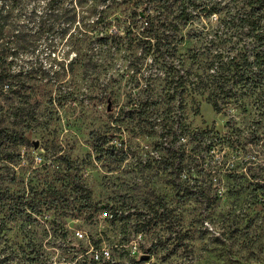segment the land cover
Masks as SVG:
<instances>
[{"label": "rangeland", "instance_id": "obj_1", "mask_svg": "<svg viewBox=\"0 0 264 264\" xmlns=\"http://www.w3.org/2000/svg\"><path fill=\"white\" fill-rule=\"evenodd\" d=\"M246 1L13 2L5 40L22 24L34 36L11 39L12 68L55 76L3 116L29 142L0 145V264H264V94L216 110L190 82L251 45Z\"/></svg>", "mask_w": 264, "mask_h": 264}, {"label": "trees", "instance_id": "obj_2", "mask_svg": "<svg viewBox=\"0 0 264 264\" xmlns=\"http://www.w3.org/2000/svg\"><path fill=\"white\" fill-rule=\"evenodd\" d=\"M15 1L8 2L7 0L8 3L0 7V145L3 144L1 146L2 151L11 148V145H22L23 147L29 142L25 135L26 132L17 128L16 125H20L19 122H15L13 129L2 124L3 116L9 113L8 111L13 107L14 98L22 96L25 101H29L36 95H45L44 93H48V85L55 76L52 65L48 68L43 66L40 68L33 66L30 68L20 67L18 70L12 68L11 61L8 60L11 52V39L12 42L24 44L29 42L31 36H34V34H30L27 24H22L20 29L9 35L10 40H5L8 28L11 26L10 18L15 4L13 2ZM164 6H166L165 3ZM161 7L163 8L162 4ZM43 13H46V15L40 16L41 28L34 32L35 35L42 34V23H47L52 11ZM237 13L241 26L247 32V35L251 37V45L237 50V52L227 56L226 60L221 58V55L208 57L203 72L201 74L197 73L196 79L190 81L195 85L194 89L197 88L202 94H206L207 100L213 104L216 110H221L222 104L229 102L239 93H255L256 87L259 89L258 93L264 94V0H247ZM147 23L153 28L154 22L151 16H149ZM45 29L50 33L54 30V26L48 25ZM204 53L198 51L194 54V57L198 59ZM184 78V75H182V86L189 81L188 78ZM106 101L107 103L111 102V98L108 96ZM38 110V102L29 103L21 108V112L24 111L22 115L27 117L30 113L34 114ZM60 178H71V174L66 172ZM74 180L73 177L69 182L74 183ZM64 187L65 189L68 188L67 185H64ZM59 189L54 186L48 190L50 191L49 198H47L49 203L57 204L63 199V192ZM85 191V198L91 199L90 190L86 188ZM12 205L10 204V207ZM0 206L5 207L4 199ZM32 207L36 210L35 214H43L41 209ZM51 223L53 226L63 227L62 221L58 217L52 218Z\"/></svg>", "mask_w": 264, "mask_h": 264}, {"label": "built area", "instance_id": "obj_3", "mask_svg": "<svg viewBox=\"0 0 264 264\" xmlns=\"http://www.w3.org/2000/svg\"><path fill=\"white\" fill-rule=\"evenodd\" d=\"M78 234L81 235L80 232H78ZM102 251H103V252H102ZM101 253H102V256H101V257H109V256H110V252H109V250H106V249H104V248H102ZM96 256L99 257L98 254H96Z\"/></svg>", "mask_w": 264, "mask_h": 264}]
</instances>
